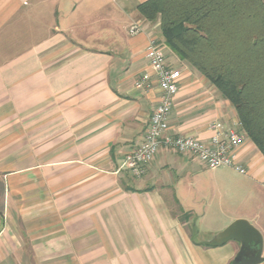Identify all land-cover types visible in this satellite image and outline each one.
Listing matches in <instances>:
<instances>
[{
	"label": "crops",
	"instance_id": "0c3cea01",
	"mask_svg": "<svg viewBox=\"0 0 264 264\" xmlns=\"http://www.w3.org/2000/svg\"><path fill=\"white\" fill-rule=\"evenodd\" d=\"M145 1L0 0V264H230L240 242L198 241L238 218L264 236V155L251 139L235 188L242 210L226 219L181 201L209 169L195 156L162 147L142 177L124 169L160 97L155 75L136 88L153 39L182 71L169 133L206 141L213 121L238 119L138 11Z\"/></svg>",
	"mask_w": 264,
	"mask_h": 264
},
{
	"label": "trees",
	"instance_id": "16d2710c",
	"mask_svg": "<svg viewBox=\"0 0 264 264\" xmlns=\"http://www.w3.org/2000/svg\"><path fill=\"white\" fill-rule=\"evenodd\" d=\"M138 11L232 103L264 155V0H147Z\"/></svg>",
	"mask_w": 264,
	"mask_h": 264
},
{
	"label": "built area",
	"instance_id": "2783aa9c",
	"mask_svg": "<svg viewBox=\"0 0 264 264\" xmlns=\"http://www.w3.org/2000/svg\"><path fill=\"white\" fill-rule=\"evenodd\" d=\"M130 31L138 32L139 25L133 24ZM145 54L151 71L142 74L136 82V88H149L152 75H155L160 97L151 114L143 142L126 153L124 169L135 178L142 177L159 149L165 147L180 154L195 156L211 170L228 167L248 174L240 152L249 137L239 118L231 125L213 121L209 126L212 135L206 141L191 135L169 133V117L180 89L182 71L167 64L163 46L154 39L147 45Z\"/></svg>",
	"mask_w": 264,
	"mask_h": 264
},
{
	"label": "rangeland",
	"instance_id": "374dc122",
	"mask_svg": "<svg viewBox=\"0 0 264 264\" xmlns=\"http://www.w3.org/2000/svg\"><path fill=\"white\" fill-rule=\"evenodd\" d=\"M226 176L223 175V169H215L201 171L197 174L193 192L187 194V198H182L184 205L191 206V210H225V219L233 210H242L239 202V195L235 188L241 185V181L246 179L244 174H241L233 169L226 170ZM258 190V189H255ZM260 201V200H259ZM245 206L246 209L260 207V202L250 200ZM179 206H177L178 208ZM179 209V208H178ZM211 213V212H209ZM222 223L209 222V226L218 227ZM198 225H201L199 223ZM206 233L197 234V238L207 237Z\"/></svg>",
	"mask_w": 264,
	"mask_h": 264
},
{
	"label": "water",
	"instance_id": "95a60500",
	"mask_svg": "<svg viewBox=\"0 0 264 264\" xmlns=\"http://www.w3.org/2000/svg\"><path fill=\"white\" fill-rule=\"evenodd\" d=\"M236 240L240 248L230 264H260L264 261L263 233L248 219L238 218L211 238L198 241L201 245L221 246Z\"/></svg>",
	"mask_w": 264,
	"mask_h": 264
}]
</instances>
